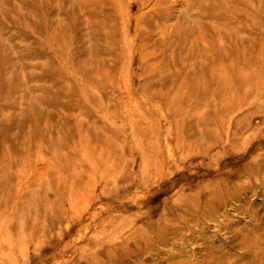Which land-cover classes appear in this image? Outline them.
Wrapping results in <instances>:
<instances>
[{"label":"rangeland","instance_id":"obj_1","mask_svg":"<svg viewBox=\"0 0 264 264\" xmlns=\"http://www.w3.org/2000/svg\"><path fill=\"white\" fill-rule=\"evenodd\" d=\"M0 264H264V0H0Z\"/></svg>","mask_w":264,"mask_h":264}]
</instances>
